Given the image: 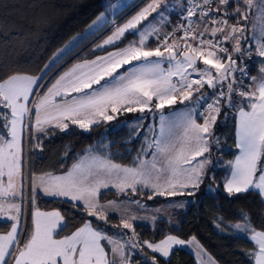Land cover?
Segmentation results:
<instances>
[{
  "label": "snow or ice",
  "instance_id": "snow-or-ice-1",
  "mask_svg": "<svg viewBox=\"0 0 264 264\" xmlns=\"http://www.w3.org/2000/svg\"><path fill=\"white\" fill-rule=\"evenodd\" d=\"M104 6L108 15L101 12L86 34L58 49L37 74L13 72L0 78V106L10 110L0 111V127L5 130L0 132V217L12 221L10 230L0 234V264H133L134 255H140L143 264H160L157 255L171 264L178 247L194 249L198 264H218L196 236L184 239L168 233L158 241L141 240L134 222L155 225L157 216L131 214L132 206L146 208L131 197L139 194L138 188L151 191L149 200L195 197L206 176L214 182L208 169L214 167L213 146H220L215 126L223 112L225 121L235 117L239 150L227 162L230 174L223 181L224 192L231 199L254 191L264 204V0H146L142 7L136 0H120ZM133 7L139 11L117 25L115 17ZM173 15L182 22L172 24ZM109 24L112 34L96 44L97 49L116 46L126 34L135 39L105 55L79 61L54 82L44 83L65 57ZM150 41L156 46L150 47ZM253 65L258 75L250 74ZM176 105L182 107L165 113ZM137 113L131 122L116 126L132 130L130 142L145 128L144 121H152L147 125L152 138L145 136L146 146L134 166L115 163L89 148L64 174L25 175L29 138L32 151L40 153L41 135L47 139L56 132L68 133L70 127L88 132L121 115ZM110 187L126 199L101 202V190ZM37 190L45 196L70 198V211L82 202L86 214L106 227L130 230L131 235L121 231L110 236L89 220L57 238L68 221L59 210L41 211ZM218 191L213 183L207 186L209 194ZM189 203L195 200L175 206ZM110 213L119 215V224H111ZM29 215L31 231L21 245L19 229ZM238 216L240 222L235 223L217 219L228 224L232 235H245L254 244L245 256L253 264H264V227L257 229L247 210L240 209ZM260 223L264 225V219Z\"/></svg>",
  "mask_w": 264,
  "mask_h": 264
},
{
  "label": "trees",
  "instance_id": "trees-1",
  "mask_svg": "<svg viewBox=\"0 0 264 264\" xmlns=\"http://www.w3.org/2000/svg\"><path fill=\"white\" fill-rule=\"evenodd\" d=\"M103 8L102 0H0V78H4L13 72L37 74L54 51L93 21ZM172 17L176 18L174 23L176 24L178 15ZM232 22L235 21L232 20ZM168 30H171V27ZM104 34L80 50L63 67L78 58H93L124 42H119L116 46L92 50V46ZM256 71L257 68L253 65L250 74L253 75ZM0 111L10 110L0 106ZM131 117L132 114L121 115L117 120L101 123L88 132L70 127L68 133L56 132L55 135L47 139L41 136L40 139L44 144L43 151L34 153L30 148L28 156L25 157V161L26 158L28 160L30 173L31 171L38 173L45 168L53 173L63 172L78 160L85 152V147L88 144L99 139L103 140L104 143L106 142L108 147L105 149V153L115 163L134 164L138 152L144 145L141 134L143 131L129 142L132 130L125 127L117 129L116 127L124 121L131 122ZM198 119L200 120L199 116ZM219 120L223 123L222 130L227 135V142L230 143V148L223 154H227L228 159L232 160L237 152L235 147V117L230 116L225 121L222 112ZM2 131L5 130L0 127V132ZM229 172L230 167L228 165L226 169L220 168L214 173L213 183L219 187V191L215 195L204 192L200 194L196 203H191L185 210L176 213L178 228L170 225L169 221L164 219L158 220L155 227L137 224L135 228L143 238L154 241L163 239L164 235L168 233L181 235L183 238L196 236L219 264H253L245 256V252L252 250L254 244L244 235H232V229L228 224H219L217 218L223 217L226 222H240L238 211L244 209L252 214L253 225L260 229L264 227L260 223V220L264 219V204L260 203L254 191H250L246 195L228 198L224 192L223 181ZM138 193L132 197L144 198L150 205L164 203L168 200L161 196L149 200L148 196L152 195L151 191L140 188ZM116 197L124 196H117L115 189H109L100 194L101 200ZM36 205L43 210L57 209L65 215L68 227L59 232L61 236L70 233L89 220L96 226L99 224L109 234H117L121 230L106 227L102 222H98L83 211V205L80 203L77 210L70 211L71 202L68 199L36 194ZM109 220L113 225L120 223V217L115 215L109 216ZM10 226V221L0 220V233L7 232ZM28 227L29 225H27ZM221 228L223 231H220ZM146 251L153 255L150 250L146 249ZM137 259V261L136 258L133 259V264H137V262L143 264L140 255H137ZM157 259L160 260V264H165V261L158 255ZM171 264H197V261L189 250L177 248L171 256Z\"/></svg>",
  "mask_w": 264,
  "mask_h": 264
},
{
  "label": "rangeland",
  "instance_id": "rangeland-1",
  "mask_svg": "<svg viewBox=\"0 0 264 264\" xmlns=\"http://www.w3.org/2000/svg\"><path fill=\"white\" fill-rule=\"evenodd\" d=\"M103 1V5H106V4H112V5H115V4H118L119 2H120V0H102ZM144 0H136V4L137 5H139L140 7H142L145 3H146V1L143 3V4H141L142 2H143ZM174 2V0H169V3H173ZM181 3H183V0H181ZM137 11H139V7H133V8H131V9H127L124 13H122L121 15H119V16H116L115 17V22H116V24L117 25H120V24H122L127 18H130L132 15H134L135 14V12H137ZM177 11H178V9H177ZM101 12H103V13H105V15H108V13H109V9L108 8H106L105 6H104V8H103V10L101 11ZM100 12V13H101ZM99 13V14H100ZM98 14V15H99ZM97 15V16H98ZM96 19V18H95ZM94 19V20H95ZM149 19H151V17H149ZM175 20H176V18L175 17H173V22L175 23ZM92 23V21L88 24V25H86L85 27H83L79 32H77L76 34H74L73 36H71L65 43H63L58 49H60V48H63L66 44H68L69 43V41H72V39H73V37H77V38H79V37H81L82 35H84V34H86V30H88V26L90 25ZM173 23V24H174ZM168 29H169V27H167L166 28V30L168 31ZM112 31H113V28H112V25L111 24H109V25H106L104 28H102L100 31H98V32H95V34H93V35H90L89 37H88V39H86V40H84L80 45H79V47L78 48H76L70 55H68L67 57H65L64 58V60L63 61H61L60 62V64L59 65H57V67L55 68V70L53 71V72H51V73H49V75H48V77L45 79V81H44V83L45 84H49L50 82H54V79L56 78V77H58L61 73H63L64 71H67L69 68H71L72 67V65L73 64H75V63H77V62H79V61H83V60H85V59H88V60H91V59H94L96 56H102V55H105L106 54V52H104V53H101V54H98V55H96L95 57H93V58H78V59H75V60H73V61H71L68 65H66L65 67H63L68 61H70L73 57H74V55H76L80 50H82L83 48H85V47H87L90 43H92L95 39H97L99 36H101L102 34H104L105 32H107V33H105L93 46H92V50H96L97 48L95 47V45L96 44H99V43H101L104 39H106L107 38V36H109V35H111L112 34ZM132 39H135V37H133V36H131V35H127L126 34V37L124 38V42L121 44V45H119V46H116V47H114V48H112V49H110L109 51H107V52H110V51H114V50H116L117 48H122V47H124L127 43H128V41H130V40H132ZM119 43V42H118ZM149 46L150 47H155L156 45H155V42L154 41H151L150 42V44H149ZM106 47H110V46H106ZM57 49V50H58ZM57 50H55L54 51V53L57 51ZM53 53V54H54ZM53 54L51 55V57L49 58V60L52 58V56H53ZM49 60L46 62V63H48L49 62ZM63 67V68H62ZM61 68V69H60ZM60 69V71L58 72V70ZM40 91L41 92H43V91H45V89H40ZM182 106L181 105H176L175 107H174V109H169V108H166L164 111H165V113L166 114H168L170 111H173V110H179L180 108H181ZM136 115H139L138 113L137 114H132V117H131V119L133 120L134 119V117L136 116ZM197 120H198V122H200V123H202L203 121H202V119H198V117H197ZM152 121H150V120H146V121H144L143 123H144V125H145V128H142V129H140V132L141 131H143V132H141V134H142V136H143V141H144V145L143 146H146L145 145V136H148L149 137V139H151L152 138V136H151V134L150 133H148L147 132V125L149 124V123H151ZM157 123H158V118H157ZM222 122L220 121V120H218V122H217V124H216V126H215V133H216V135L219 137V139H220V146H219V148H217L215 145L213 146V149H212V161H213V165H214V167H209V169H208V174H209V176H214L215 177V175H214V173L218 170V169H220V168H224V169H226V167L228 166V161L230 160V159H228V157H227V154H223V152L224 151H226V150H228L230 147H229V145H230V143L229 142H227V135L225 134V132L222 130ZM42 136V135H41ZM40 136V137H41ZM103 140H97L96 142H94V143H90V144H88L86 147H85V152L78 158V160L77 161H75L74 163H77L79 160H80V158L81 157H83V156H85V155H87L88 154V151H89V148H91V150L94 152V153H96L97 155H102V156H107V154L105 153V147H104V145L103 144H105L106 145V142L104 143V142H102ZM30 148H31V139L29 138V140L26 142V145H25V152H26V156H28V154H29V152H30ZM32 150V149H31ZM147 158L148 159H150L151 158V156H150V153L147 155ZM136 162V161H135ZM135 162H134V164H135ZM25 163H26V167H25V175L26 176H30L31 175V173H33V172H35V171H31V173H30V171H29V169H28V160H27V158H26V161H25ZM74 163H72L71 165H70V167H68L66 170L68 171V170H70L71 169V166L74 164ZM134 164H127V165H125V166H134ZM218 164V166H215V165H217ZM121 165H123V164H121ZM46 169V168H45ZM65 170V171H66ZM64 171V172H65ZM35 173H37V172H35ZM59 173V172H58ZM60 174H62L61 172H60ZM60 174H57V175H60ZM64 174V173H63ZM210 183H213V181L212 180H210L209 178H208V176H206L205 177V179H204V183L200 186V190H199V192H197V194L195 195V197H188V196H175V197H165V196H161V197H164V198H166V199H168L167 201H165L164 203H160V204H156V205H150V204H147V202H146V199H144V198H141V197H131L132 199H140L141 201H142V203L144 204V205H146V208H139V207H136V206H132V209H131V214H134V215H138V216H153V215H155V216H157V221L158 220H160V219H164V220H167V221H169V223H170V225H178V221H177V217H176V213L178 212V211H181V210H185L187 207H188V205L189 204H191V203H189V204H186V206L185 207H183V208H181V207H176L175 205H178V204H180V203H182V202H184V201H188V200H192V199H194L195 200V203L197 202V199L199 198V196H200V194H202V193H204V192H207V186L210 184ZM214 184V183H213ZM215 186V185H214ZM109 189H114V188H112V187H110V188H108V189H102L101 190V192H103V191H107V190H109ZM139 189V188H138ZM144 190H147V191H150V190H148V189H144ZM29 194H31L30 193V190H29ZM101 194V193H100ZM113 199H117V200H124V199H126V197H116V198H108V199H103V200H101V202H106V201H108V200H113ZM80 204H82V202H79ZM83 205V204H82ZM157 208H160V209H162V211L161 212H156L155 211V209H157ZM141 210V211H140ZM112 215H115V216H118L119 217V215L118 214H112V213H110L109 214V216H112ZM95 219V218H94ZM144 223H147V224H149L151 227H155L156 226V223H155V225H153L152 223H151V221H135L134 222V224H135V226L137 225V224H144ZM123 232L124 231V234H125V236H127V235H131V232H130V230H120V232ZM136 231H137V233H139V231L136 229ZM107 233V232H106ZM108 235H110V236H117L118 235V233L116 234H109V233H107ZM175 235V234H174ZM241 235H243V234H241ZM183 238V237H182ZM190 238V237H189ZM140 239L141 240H144V239H146V238H143L141 235H140ZM184 239H188V238H184ZM148 240V239H147ZM198 240V239H197ZM105 244V243H104ZM201 244V243H200ZM106 245H108L107 243L105 244V246ZM202 245V244H201ZM111 246L110 245H108V246H106V248H110ZM178 248H184V249H187V250H189L194 256H195V254H194V249H191L190 247H178ZM145 252L149 255V256H151L152 254L151 253H148L147 251H146V249H145ZM208 252V251H207ZM209 253V252H208ZM212 256V255H211ZM213 257V256H212ZM134 258H136V261L138 260L137 259V255H134L133 256V259ZM216 260V259H215ZM197 261V260H196ZM134 263V262H133ZM197 264H198V261H197ZM219 264V263H218Z\"/></svg>",
  "mask_w": 264,
  "mask_h": 264
},
{
  "label": "crops",
  "instance_id": "crops-1",
  "mask_svg": "<svg viewBox=\"0 0 264 264\" xmlns=\"http://www.w3.org/2000/svg\"><path fill=\"white\" fill-rule=\"evenodd\" d=\"M171 22H172V24L174 23L173 22V17H171ZM230 22H232V20L230 21ZM232 23H234V22H232ZM169 31V30H168ZM253 75H258V72L256 71ZM31 99V98H30ZM235 138H236V129H235ZM26 145V144H25ZM239 154V150L237 149V152H236V154H235V156L236 155H238ZM234 156V157H235ZM25 157H26V152H25ZM234 157H233V159H234ZM232 159V160H233ZM67 171V170H66ZM65 171V172H66ZM43 172H51L48 168H46V169H44L43 171H41V172H38L37 174H39V173H43ZM64 171L63 172H61L62 174L63 173H65ZM53 173V172H52ZM54 175H57V174H60V172L59 173H53ZM230 174V172L227 174V176ZM61 175V174H60ZM226 176V177H227ZM36 194H42V195H44L43 193H42V191L41 190H37V192H36ZM35 194V195H36ZM45 196V195H44ZM49 197H51V196H49ZM55 198H59V197H55ZM62 199H68V200H70V198H62ZM33 209H32V205H31V207L29 208V213L32 211ZM41 211H53V210H57V209H50V210H43V209H40ZM141 211V210H140ZM0 220H8V221H10L9 219H7L6 217H0ZM11 223H12V221H10ZM27 225H29V227L27 228ZM143 225H148V226H150L149 224H147V223H144ZM82 226V225H81ZM93 226H96L95 224H93ZM10 230V229H9ZM19 231L21 232V236H20V241H21V245L23 244V242L27 239V233H29L30 231H31V218H30V215H29V217H28V220H27V222L26 223H24V224H22V226L20 227V229H19ZM73 231H75V229L73 230ZM72 232V231H71ZM70 232V233H71ZM6 233V232H5ZM70 233H67V234H70ZM0 234H3V233H0ZM67 234H65V235H67ZM245 236V235H244ZM61 237V235H58L57 236V238H60ZM105 244L107 243L106 241L104 242ZM106 246H108V245H106Z\"/></svg>",
  "mask_w": 264,
  "mask_h": 264
},
{
  "label": "built area",
  "instance_id": "built-area-1",
  "mask_svg": "<svg viewBox=\"0 0 264 264\" xmlns=\"http://www.w3.org/2000/svg\"><path fill=\"white\" fill-rule=\"evenodd\" d=\"M179 22H182V20L180 19V17L178 16V19H177V22L176 23H179ZM169 31H171V30H169ZM29 206H30V204L28 205V211H29ZM28 220V219H27Z\"/></svg>",
  "mask_w": 264,
  "mask_h": 264
}]
</instances>
